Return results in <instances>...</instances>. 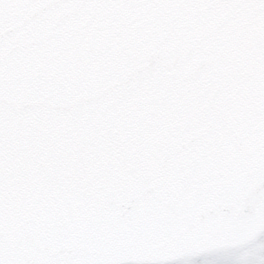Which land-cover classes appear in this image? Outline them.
<instances>
[{"label":"water","instance_id":"water-1","mask_svg":"<svg viewBox=\"0 0 264 264\" xmlns=\"http://www.w3.org/2000/svg\"><path fill=\"white\" fill-rule=\"evenodd\" d=\"M264 228V0H0V264H163Z\"/></svg>","mask_w":264,"mask_h":264},{"label":"rangeland","instance_id":"rangeland-1","mask_svg":"<svg viewBox=\"0 0 264 264\" xmlns=\"http://www.w3.org/2000/svg\"><path fill=\"white\" fill-rule=\"evenodd\" d=\"M256 251V248H252L248 251L245 252V257L241 258L240 261H238L239 257L242 255L241 253H223V254H217V255H213L210 256L204 260L201 261H184L183 263H178V264H241V263H245L246 261L251 260V253ZM259 263L261 262V264H264V255L261 254L259 257ZM236 259V260H235ZM221 261V262H218ZM253 262V261H250ZM248 264H252V263H248Z\"/></svg>","mask_w":264,"mask_h":264}]
</instances>
